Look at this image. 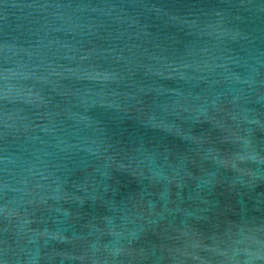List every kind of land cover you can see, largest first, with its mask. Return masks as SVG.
I'll use <instances>...</instances> for the list:
<instances>
[{
    "label": "water",
    "instance_id": "obj_1",
    "mask_svg": "<svg viewBox=\"0 0 264 264\" xmlns=\"http://www.w3.org/2000/svg\"><path fill=\"white\" fill-rule=\"evenodd\" d=\"M0 264H264V0H0Z\"/></svg>",
    "mask_w": 264,
    "mask_h": 264
}]
</instances>
